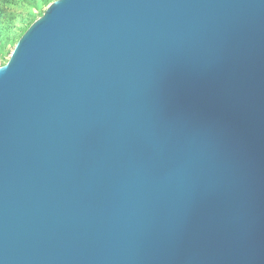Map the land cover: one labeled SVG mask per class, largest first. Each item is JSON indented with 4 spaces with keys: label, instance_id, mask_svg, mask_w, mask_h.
<instances>
[{
    "label": "water",
    "instance_id": "obj_1",
    "mask_svg": "<svg viewBox=\"0 0 264 264\" xmlns=\"http://www.w3.org/2000/svg\"><path fill=\"white\" fill-rule=\"evenodd\" d=\"M0 264H264V0H54L0 66Z\"/></svg>",
    "mask_w": 264,
    "mask_h": 264
},
{
    "label": "rangeland",
    "instance_id": "obj_2",
    "mask_svg": "<svg viewBox=\"0 0 264 264\" xmlns=\"http://www.w3.org/2000/svg\"><path fill=\"white\" fill-rule=\"evenodd\" d=\"M54 0H2L0 8V66L3 65L19 37Z\"/></svg>",
    "mask_w": 264,
    "mask_h": 264
},
{
    "label": "trees",
    "instance_id": "obj_3",
    "mask_svg": "<svg viewBox=\"0 0 264 264\" xmlns=\"http://www.w3.org/2000/svg\"><path fill=\"white\" fill-rule=\"evenodd\" d=\"M0 1H2V0H0ZM25 1H26V0H25ZM2 12H3V11H2V9L0 8V15L2 14Z\"/></svg>",
    "mask_w": 264,
    "mask_h": 264
}]
</instances>
